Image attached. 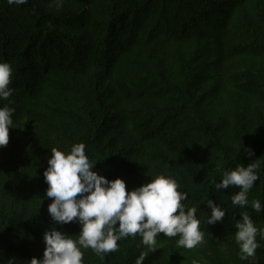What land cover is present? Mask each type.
<instances>
[{"label": "trees", "instance_id": "16d2710c", "mask_svg": "<svg viewBox=\"0 0 264 264\" xmlns=\"http://www.w3.org/2000/svg\"><path fill=\"white\" fill-rule=\"evenodd\" d=\"M0 60L14 89L0 107L15 108L16 126L0 147V259L43 257L51 148L83 142L94 170L128 190L172 176L204 218L192 249L179 236L161 233L153 247L129 236L103 258L85 250L84 264H136L141 254L143 264H264V246L241 260L234 238L241 211L264 229L251 207L264 205V0H0ZM253 161L260 179L241 209L231 203L238 187L212 182ZM209 199L227 210L223 221L205 222Z\"/></svg>", "mask_w": 264, "mask_h": 264}, {"label": "clouds", "instance_id": "9594fccd", "mask_svg": "<svg viewBox=\"0 0 264 264\" xmlns=\"http://www.w3.org/2000/svg\"><path fill=\"white\" fill-rule=\"evenodd\" d=\"M9 5H24L28 0H7ZM61 7L63 0H53ZM51 26V25H50ZM13 67L10 62L0 60V100H8L14 89L10 87ZM15 108L0 107V147L9 143V129L14 126ZM83 142L73 144L70 149L52 147L48 167L43 175L48 184L46 198L51 199L48 212L54 221L44 233L45 249L42 258L33 257L28 264H84V251L92 249L98 256L118 250V241L129 236L141 237L147 247L156 244V237L163 233L166 237L179 236L181 247L192 249L203 242L201 221L197 218V208L188 207L183 201L188 193L181 190L179 182L166 173L152 177L139 187L128 190L122 177L108 179L94 170ZM241 150V149H240ZM253 153L250 151L249 156ZM260 165L254 161L243 163L223 172L219 182H212L217 191L230 186L240 191L233 194L231 203L241 209L249 204L250 191L260 179ZM207 206L211 214L208 225L223 221L227 210L209 199ZM256 213L264 212L259 199L251 202ZM242 219L236 220L235 242L239 247L241 260L256 254L261 244L257 237L264 238V229L254 223L247 211H241ZM78 222V235L62 232L56 224ZM144 255L136 264H143ZM16 258L0 259V264H16Z\"/></svg>", "mask_w": 264, "mask_h": 264}]
</instances>
